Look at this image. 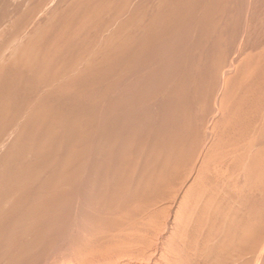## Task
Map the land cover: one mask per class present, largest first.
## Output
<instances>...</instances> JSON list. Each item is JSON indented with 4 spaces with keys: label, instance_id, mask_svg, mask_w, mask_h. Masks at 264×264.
<instances>
[{
    "label": "rangeland",
    "instance_id": "1",
    "mask_svg": "<svg viewBox=\"0 0 264 264\" xmlns=\"http://www.w3.org/2000/svg\"><path fill=\"white\" fill-rule=\"evenodd\" d=\"M263 75L264 0H0V264H264Z\"/></svg>",
    "mask_w": 264,
    "mask_h": 264
},
{
    "label": "bare ground",
    "instance_id": "2",
    "mask_svg": "<svg viewBox=\"0 0 264 264\" xmlns=\"http://www.w3.org/2000/svg\"><path fill=\"white\" fill-rule=\"evenodd\" d=\"M101 3V2H100ZM109 4V3H108ZM226 6V5H225ZM121 7H122V5H121ZM209 7V6H208ZM85 10V9H84ZM210 11V10H209ZM75 12V11H74ZM212 14V13H211ZM96 18V17H95ZM211 19V18H210ZM222 20V19H221ZM84 22V21H83ZM139 22V21H138ZM84 24V23H83ZM122 24V23H121ZM134 24V23H133ZM139 24V23H138ZM214 24V23H213ZM50 25V24H49ZM91 25V24H90ZM114 25V24H113ZM93 26V25H92ZM131 26H133V25H131ZM77 27H79V26H77ZM47 28V27H46ZM62 28V27H61ZM67 28V27H66ZM109 28V27H108ZM75 29V28H74ZM74 31V30H73ZM78 31V30H77ZM81 31V30H80ZM51 36V35H50ZM49 36V37H50ZM54 36V35H53ZM141 36V35H140ZM45 37V36H44ZM60 37V36H59ZM55 38V37H54ZM91 39V38H90ZM110 39V38H109ZM115 39V38H114ZM42 40V39H41ZM214 40H216V39H214ZM82 41V40H81ZM126 41V40H125ZM67 42V41H66ZM107 42H109V41H107ZM106 42V43H107ZM221 42V41H220ZM30 44V43H29ZM28 44V45H29ZM36 44V43H35ZM95 44V43H94ZM53 45V44H52ZM55 45V44H54ZM131 45V44H130ZM34 46V45H33ZM81 46V45H80ZM41 47V46H40ZM102 47V46H101ZM51 48V47H50ZM112 48V47H111ZM65 50V49H64ZM80 51V50H79ZM115 51V50H114ZM32 52V51H31ZM37 52V51H36ZM35 52V53H36ZM47 52V51H46ZM84 52V51H83ZM192 52V51H191ZM211 52V51H210ZM30 53V52H29ZM34 53V54H35ZM66 54V53H65ZM69 54V53H68ZM83 54V53H82ZM84 55V54H83ZM43 56V55H42ZM69 56V55H68ZM126 56V55H125ZM17 57V56H16ZM45 57V56H44ZM44 57H42V58H44ZM76 57V56H75ZM22 58V57H21ZM29 59V58H28ZM51 59V58H50ZM233 59V58H232ZM47 60V59H46ZM84 60V59H83ZM16 61V60H15ZM44 61V60H43ZM82 61V60H81ZM106 61V60H105ZM198 61V60H197ZM237 61V60H236ZM199 62V61H198ZM75 64V63H74ZM27 66V65H26ZM80 66H81V64H80ZM69 68V67H68ZM81 68V67H80ZM206 68V67H205ZM34 69V68H33ZM79 69V68H78ZM99 70V69H98ZM50 71V70H49ZM82 71V70H81ZM230 71H231V69H230ZM230 71H228V72H230ZM55 72V71H54ZM80 72V71H79ZM120 72V71H119ZM227 72V71H226ZM263 72V71H262ZM73 73V72H72ZM78 73V72H77ZM83 73V72H82ZM49 74V73H48ZM210 74V73H209ZM221 74H224V73H221ZM51 75V74H50ZM75 75V74H74ZM39 76V75H38ZM46 76H47V73H46ZM52 76V75H51ZM60 76V75H59ZM118 76V75H117ZM230 76V75H229ZM229 76H227V77H229ZM232 76V75H231ZM264 76V75H263ZM54 77V76H53ZM37 78V77H36ZM41 78V77H40ZM46 78V77H45ZM206 78V77H205ZM26 79V78H25ZM71 79V78H70ZM208 79V78H207ZM213 79V78H212ZM263 79V78H262ZM163 80V79H162ZM57 82V81H56ZM217 82V81H216ZM40 83V82H39ZM228 83V82H227ZM43 85V84H42ZM215 85V84H214ZM45 85H43V87H44ZM36 87V86H35ZM48 88H50V87H48ZM63 88V87H62ZM69 89V88H68ZM219 89V88H218ZM42 90V89H41ZM49 90V89H48ZM60 90V89H59ZM66 90V89H65ZM80 90V89H79ZM185 90V89H184ZM216 90V89H215ZM127 91V90H126ZM65 92V91H64ZM44 93V92H43ZM59 93V92H58ZM211 93V92H210ZM64 94V93H63ZM235 94V93H234ZM73 95V94H72ZM239 95V94H238ZM154 96V95H153ZM218 96V95H217ZM252 96V95H251ZM50 97V96H49ZM57 97V96H56ZM128 97V96H127ZM222 97V96H221ZM223 97H224V95H223ZM236 98V97H235ZM234 99V98H233ZM247 100V99H246ZM96 101V100H95ZM213 101V100H212ZM211 101V102H212ZM222 101V100H221ZM220 101V102H221ZM229 101V100H228ZM48 102V101H47ZM237 102V101H236ZM243 103V102H242ZM3 104V103H2ZM81 104V103H80ZM222 104V103H221ZM257 104V103H256ZM262 104V103H261ZM58 105V104H57ZM75 105V104H74ZM133 105V104H132ZM34 106V105H33ZM68 106V105H67ZM223 106V105H222ZM226 106H227V104H226ZM63 107V106H62ZM213 107V106H212ZM231 107V106H230ZM234 107V106H233ZM232 107V108H233ZM102 108V107H101ZM248 108V107H247ZM259 109H260V107H259ZM71 110V109H70ZM230 111V110H229ZM236 111V110H235ZM100 112V111H99ZM90 113V112H89ZM111 113V112H110ZM123 113V112H122ZM62 114V113H61ZM60 114V115H61ZM49 115V114H48ZM233 115V114H232ZM104 116V115H103ZM170 116V115H169ZM220 116V115H219ZM51 117V116H50ZM76 117V116H75ZM89 117V116H88ZM227 117V116H226ZM32 118V117H31ZM30 118V119H31ZM223 118V117H222ZM27 119V118H26ZM126 119V118H125ZM118 120V119H117ZM244 120V119H243ZM187 121V120H186ZM217 121V120H216ZM223 121V120H222ZM81 122V121H80ZM173 122H174V120H173ZM238 122V121H237ZM91 123V122H90ZM175 123V122H174ZM236 123V122H235ZM240 123H242V122H240ZM257 123V122H256ZM131 124V123H130ZM135 124V123H134ZM170 124V123H169ZM77 125V124H76ZM233 125V124H232ZM255 125V124H254ZM102 126V125H101ZM133 126V125H132ZM187 126V125H186ZM246 126V125H245ZM9 127V126H8ZM35 127V126H34ZM220 127V126H219ZM97 129V128H96ZM11 130V129H10ZM45 130V129H44ZM49 130V129H48ZM245 130V129H244ZM215 131V130H214ZM122 132V131H121ZM172 132V131H171ZM242 132V131H241ZM36 133V132H35ZM47 133V132H46ZM252 133V132H251ZM11 134V133H10ZM161 134V133H160ZM241 134H243V133H241ZM246 134V133H245ZM259 134V133H258ZM98 135V134H97ZM187 135V134H186ZM211 135V134H210ZM89 136V135H88ZM163 136V135H162ZM253 136V135H252ZM8 137V136H7ZM108 137V136H107ZM132 137V136H131ZM248 137V136H247ZM25 138H26V136H25ZM51 138V137H50ZM130 138V137H129ZM47 139V138H46ZM79 139V138H78ZM106 139V138H105ZM168 139V138H167ZM212 139H214V138H212ZM9 140V139H8ZM25 140V139H24ZM34 140V139H33ZM229 140V139H228ZM75 141V140H74ZM79 141V140H78ZM136 141V140H135ZM159 141V140H158ZM178 142V141H177ZM231 142H233V141H231ZM47 143V142H46ZM106 143V142H105ZM180 143V142H179ZM33 144V143H32ZM43 145V144H42ZM72 145V144H71ZM165 145H167V144H165ZM137 146V145H136ZM186 147V146H185ZM188 147V146H187ZM243 147V146H242ZM12 148V147H11ZM76 148V147H75ZM197 148V147H196ZM199 149V148H198ZM245 149V148H244ZM254 149V148H253ZM9 150V149H8ZM40 150V149H39ZM261 150V149H260ZM174 151V150H173ZM197 151V150H196ZM133 152V151H132ZM201 152V151H200ZM215 152V151H214ZM250 152V151H249ZM46 153V152H45ZM172 153V152H171ZM204 153H205V151H204ZM128 154V153H127ZM157 154V153H156ZM207 154V153H206ZM258 154V153H257ZM263 154V153H262ZM77 155V154H76ZM182 155V154H181ZM209 155V154H208ZM248 155V154H247ZM45 156V155H44ZM212 156V155H211ZM235 156V155H234ZM19 157V156H18ZM130 157V156H129ZM138 157V156H137ZM122 158V157H121ZM202 158V157H201ZM207 158V157H206ZM210 158V157H209ZM132 159V158H131ZM203 159V158H202ZM204 159H205V157H204ZM108 160V159H107ZM112 160V159H111ZM156 160V159H155ZM158 160V159H157ZM208 160V159H207ZM210 160V159H209ZM212 160V159H211ZM217 160V159H216ZM223 160V159H222ZM19 161V160H18ZM218 161V160H217ZM220 161V160H219ZM201 162H204V160L203 161H201ZM211 162V161H210ZM209 162V163H210ZM72 163V162H71ZM118 163V162H117ZM171 163V162H170ZM206 163V162H205ZM204 163V164H205ZM198 165L197 166H199V164H200V162L199 163H197ZM207 164H208V161H207ZM123 165H125V164H123ZM200 165H202V163L200 164ZM206 165V164H205ZM211 165V164H210ZM213 165V164H212ZM215 165V164H214ZM38 166V165H37ZM217 166V165H216ZM221 166V165H220ZM260 166V165H259ZM17 167V166H16ZM88 167V166H87ZM171 167V166H170ZM202 167V166H201ZM200 167V168H201ZM223 167V166H222ZM263 167V166H262ZM155 168V167H154ZM189 168V167H188ZM199 168V167H198ZM200 168L199 169H197V171L198 170H200ZM205 168V167H204ZM207 169H208V167H206ZM210 168V167H209ZM215 168V167H214ZM218 168V167H217ZM5 170V169H4ZM176 170V169H175ZM214 170V169H213ZM119 171H121V170H119ZM162 171V170H161ZM205 171V170H204ZM207 171V170H206ZM209 171V170H208ZM216 171V170H215ZM220 171V170H219ZM243 170H241V172H242ZM264 171V170H263ZM154 172V171H153ZM166 172V171H165ZM130 173V172H129ZM209 173V172H208ZM84 174V173H83ZM121 174V173H120ZM132 174V173H131ZM196 174V175H195ZM221 174H222V172H221ZM224 174H225V172H224ZM9 175V174H8ZM18 175V174H17ZM76 175V174H75ZM82 175V174H81ZM203 175V174H202ZM212 175V174H211ZM10 176V175H9ZM83 176V175H82ZM199 176H200V174H199ZM209 176V175H208ZM23 177V176H22ZM102 178V177H101ZM206 178V177H205ZM258 178V177H257ZM109 179V178H108ZM198 180V178H197V173H193L192 174V176L185 182V184H184V186L182 187V189H181V192H180V194H179V197H178V199H180L179 200V204L177 203L178 202V199H177V201H176V203H177V205L178 206H176L175 208H174V206H172V211H174V209H175V211H174V213H172V214H174V215H177V214H180L178 211H180V208L182 207H180L179 208V206H180V204L182 205L183 204V201H185V199H188V198H186V196H187V192L188 191H190V188L192 187V186H194L193 184H195L194 182H195V180ZM216 179V178H215ZM219 179V178H218ZM148 180V179H147ZM175 180V179H174ZM196 180V181H197ZM214 180V179H213ZM28 181V180H27ZM59 181V180H58ZM210 181V180H209ZM223 181V180H222ZM82 182V181H81ZM198 182V181H197ZM212 182V181H211ZM205 183V182H204ZM200 184V183H199ZM212 184V183H211ZM80 185V184H79ZM181 185V184H180ZM252 185V184H251ZM123 186V185H122ZM204 186V185H203ZM221 186V185H220ZM74 187V186H73ZM158 187V186H157ZM173 187H175V186H173ZM201 187V186H200ZM207 187V186H206ZM206 187H205V189H206ZM156 188V187H155ZM209 188V187H208ZM211 188V187H210ZM224 188V187H223ZM90 189V188H89ZM179 190V189H178ZM202 190V189H201ZM177 191V190H176ZM204 191V190H203ZM126 192V191H125ZM136 192V191H135ZM153 192V191H152ZM215 192V191H214ZM219 192V191H218ZM117 193V192H116ZM165 193V192H164ZM175 193H177V192H175ZM216 193V192H215ZM130 194V193H129ZM153 194V193H152ZM173 194V193H172ZM162 195V194H161ZM160 195V196H161ZM174 195V194H173ZM126 196V195H125ZM195 196V195H194ZM148 197V196H147ZM155 197V196H154ZM65 198V197H64ZM173 198V197H172ZM192 198V197H191ZM207 198V197H206ZM227 198V197H226ZM248 198H250V197H248ZM247 198V199H248ZM58 199V198H57ZM73 199V198H72ZM126 199V198H125ZM129 199V198H128ZM158 199V198H157ZM201 199V198H200ZM221 199V198H220ZM120 200V199H119ZM130 200V199H129ZM153 200H155V199H153ZM159 200V199H158ZM212 200V199H211ZM111 201V200H110ZM117 201V200H116ZM157 201V200H156ZM168 201V200H167ZM171 201H173V200H171ZM188 201V200H187ZM166 202V201H165ZM212 202V201H211ZM83 203V202H82ZM184 203H186V202H184ZM221 203V202H220ZM133 204V203H132ZM191 204L192 203H190V206H191ZM194 204V203H193ZM198 204V203H197ZM88 205V204H87ZM143 205H144V203H143ZM147 205V204H146ZM156 205V204H155ZM187 205V204H186ZM220 205V204H219ZM128 206H129V204H128ZM145 206V205H144ZM163 206V205H162ZM165 206V205H164ZM167 206V205H166ZM196 206V205H195ZM252 206V205H251ZM121 207V206H120ZM217 207H218V205H217ZM224 207V206H223ZM226 207V206H225ZM115 208V207H114ZM132 208V207H131ZM198 208V207H197ZM260 208V207H259ZM168 209V208H167ZM190 208H188V211H190L189 210ZM229 209V208H228ZM228 209H226V210H228ZM205 210V209H204ZM225 210V209H224ZM226 210H225V212H226ZM164 211V210H163ZM186 211V210H185ZM202 211V210H201ZM209 211V210H208ZM212 211V210H211ZM214 211H216V210H214ZM192 212V211H191ZM221 212V211H220ZM225 212H224V214H225ZM109 213H111V212H109ZM128 213V212H127ZM161 213V212H160ZM167 213V212H166ZM171 214V215H172ZM193 214V213H192ZM216 214V213H215ZM221 214V213H220ZM151 215V214H150ZM157 215V214H156ZM203 215V214H202ZM222 215V214H221ZM154 216V215H153ZM159 216V215H158ZM187 216V215H186ZM194 216V215H193ZM215 216V215H214ZM156 217V216H155ZM176 216H174V218H175ZM190 217V216H189ZM117 218V217H116ZM146 218V217H145ZM149 218V217H148ZM150 218H151V216H150ZM149 218V219H150ZM182 218V217H181ZM208 218V217H207ZM118 219V218H117ZM137 219V218H136ZM154 219V218H153ZM179 219H180V216H179ZM217 219H218V217H217ZM234 219V218H233ZM174 220V219H173ZM193 220V219H192ZM229 220V219H228ZM152 221V220H151ZM184 221V220H183ZM186 221V220H185ZM222 221V220H221ZM131 222V221H130ZM175 222H177V221H175ZM114 223V222H113ZM117 223V222H116ZM152 223V222H151ZM150 223V224H151ZM157 223V222H156ZM185 223V222H184ZM181 224V223H180ZM205 224V223H204ZM257 224H259V223H257ZM132 225V224H131ZM169 225V224H168ZM214 225V224H213ZM128 226V225H127ZM202 226V225H201ZM211 226V225H210ZM145 228H146V226H144ZM156 227V226H155ZM178 227V226H177ZM183 227V226H182ZM181 227V228H182ZM131 228V227H130ZM129 228V229H130ZM150 228H151V226H150ZM154 228V227H153ZM176 228V227H175ZM197 228V227H196ZM208 228V227H207ZM142 229V228H141ZM152 229V228H151ZM216 229V228H215ZM134 230V229H133ZM185 230V229H184ZM194 230V229H193ZM103 231V230H102ZM104 231H106V230H104ZM127 232V231H126ZM160 232V231H159ZM173 232H174V230H173ZM176 232V231H175ZM198 232V231H197ZM116 233V232H115ZM228 233V232H227ZM132 234V233H131ZM134 234V233H133ZM151 234H153V233H151ZM171 234H173V233H170V236H171ZM174 234H176V233H174ZM190 234V233H189ZM103 235V234H102ZM150 235V234H149ZM154 235V234H153ZM105 236V235H104ZM121 236V235H120ZM127 236V235H126ZM142 236H143V234H142ZM142 236H141V238H142ZM165 236V235H164ZM232 236V235H231ZM253 236V235H252ZM112 237V236H111ZM128 237V236H127ZM254 237V236H253ZM140 238V237H139ZM244 238V237H243ZM203 239V238H202ZM141 240V239H140ZM148 240L149 239H147V242H148ZM152 240V239H151ZM204 240V239H203ZM242 240V239H241ZM132 241V240H131ZM157 241V240H156ZM198 241V240H197ZM143 242V241H142ZM196 242V241H195ZM256 242V241H255ZM115 243V242H114ZM146 243V242H145ZM149 243V242H148ZM175 243V242H174ZM263 244H264V242H263ZM123 245H126V244H123ZM127 245H128V243H127ZM149 245V244H148ZM176 245V244H175ZM183 245V244H182ZM205 246V245H204ZM251 246V245H250ZM123 247V246H122ZM131 247V246H130ZM261 247V246H260ZM115 248V247H114ZM164 248V247H163ZM193 248V247H192ZM141 249H143V248H141ZM140 249V250H141ZM151 249V248H150ZM114 250V249H113ZM146 250V249H145ZM145 250H144V252H145ZM126 251V250H125ZM154 251V250H153ZM152 251V252H153ZM132 252V251H131ZM143 252V253H144ZM149 252V251H148ZM167 252V251H166ZM143 253H142V255H143ZM150 253H151V251H150ZM150 253H147V255H149ZM258 253V252H257ZM124 254H126V253H124ZM154 254V253H153ZM259 254V253H258ZM191 255V254H190ZM247 255V254H246ZM145 256V255H144ZM149 256H151V255H149ZM163 256H165V254L163 255ZM162 256V257H163ZM233 256V255H232ZM250 256V255H249ZM116 257V256H115ZM167 257V256H166ZM118 258H120V256H118ZM117 258V259H118ZM145 258V257H144ZM47 259H49V258H47ZM113 259V258H112ZM114 259H116V258H114ZM148 259H149V257H148ZM158 259H160V257L158 258ZM163 259V258H162ZM181 259V258H180ZM252 259V258H251ZM155 261H156V259H154ZM164 260V259H163ZM167 260V259H166ZM47 261V260H46ZM45 261V262H46ZM133 261V260H132ZM142 261V260H141ZM159 261V260H158ZM168 261V260H167ZM130 262V261H129ZM171 262V261H170ZM184 262V261H183ZM199 262V261H198ZM128 263V262H127ZM126 263V264H127ZM140 263V262H139ZM146 263H149V262H146ZM155 263V262H154ZM156 263H158L157 261H156ZM165 263V262H164ZM181 263V262H180ZM122 264V263H121ZM138 264V263H137ZM141 264V263H140ZM158 264H160V263H158ZM250 264V263H249Z\"/></svg>",
    "mask_w": 264,
    "mask_h": 264
}]
</instances>
